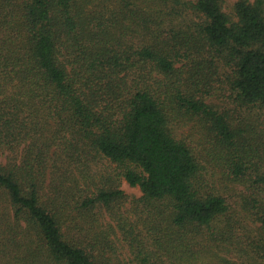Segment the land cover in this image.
I'll use <instances>...</instances> for the list:
<instances>
[{"label": "trees", "instance_id": "obj_1", "mask_svg": "<svg viewBox=\"0 0 264 264\" xmlns=\"http://www.w3.org/2000/svg\"><path fill=\"white\" fill-rule=\"evenodd\" d=\"M95 1L0 0V147L9 152L0 161V264H111L108 240L87 250L64 239L60 224L71 207L112 211L140 264H179L204 229L218 238L212 224L227 203L201 192L199 157L172 134L167 109L177 99L210 119L229 149L235 145L225 114L185 95L177 63L195 55L201 69L225 60L237 96L264 108V0H239L231 14L223 0H114L122 2V23L104 10L87 14ZM153 8L191 11L201 22L167 38ZM99 158L119 172L92 192L73 165L94 179ZM51 174L76 183L54 181L44 192ZM121 178L145 202L166 205L149 227L152 249L123 218ZM258 181L264 185V173Z\"/></svg>", "mask_w": 264, "mask_h": 264}, {"label": "rangeland", "instance_id": "obj_2", "mask_svg": "<svg viewBox=\"0 0 264 264\" xmlns=\"http://www.w3.org/2000/svg\"><path fill=\"white\" fill-rule=\"evenodd\" d=\"M237 1L223 0L224 11L233 13ZM120 9L122 2L96 0L88 5L86 12L104 10L106 18L114 15L122 23V15L118 14ZM153 11L156 17H161V20L157 19V29L167 38L173 35L172 31L179 29L189 34L186 25L190 24L193 31V24L201 22L191 11L183 14H169L154 8ZM207 49L209 46L204 48L202 55L209 60L212 54ZM199 60L192 55L177 63L185 95L202 100L217 112L225 114L236 131V137L235 145L229 149L206 116L188 110L177 99L168 105L169 129L176 139L190 145L199 157L201 171L198 186L201 192L220 195L227 203L226 212L212 224L211 230L218 233L216 241L210 240L208 230L204 229L200 239L194 240V249L180 258L179 264H228L227 261L233 264H264V185L258 181L264 173V108L244 102L237 96L232 85L233 68L225 60L216 58L214 66L207 62L201 65V69ZM8 154L5 148L0 147L1 162L6 163ZM21 157L19 152L18 160ZM73 166L74 178L87 190L90 186L92 192L102 187L108 176H117L119 172L117 165L106 158H99L93 165L97 171L94 179L84 177L76 165ZM54 181L64 188L72 183L68 177L58 180L57 175L51 174L46 180V186L50 185V188L47 186L44 192L50 193ZM120 189L127 195L121 208L124 220L133 227L134 234L152 249L155 237L149 227L155 216L160 214L159 210L166 212L165 203L145 202L141 189L130 185L125 178L120 179ZM112 215V211L104 207L81 211L71 207L65 216V224H60L64 239L81 244L87 250L99 249L100 240H108L113 249L107 253L113 259L111 264H140L137 245H132L128 235L120 231L118 220ZM169 263L170 260H167L166 264Z\"/></svg>", "mask_w": 264, "mask_h": 264}]
</instances>
